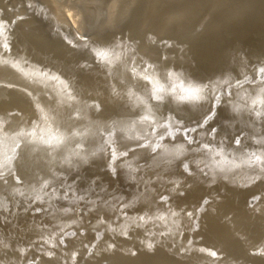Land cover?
Here are the masks:
<instances>
[{
    "label": "bare ground",
    "instance_id": "1",
    "mask_svg": "<svg viewBox=\"0 0 264 264\" xmlns=\"http://www.w3.org/2000/svg\"><path fill=\"white\" fill-rule=\"evenodd\" d=\"M0 264H264V0H0Z\"/></svg>",
    "mask_w": 264,
    "mask_h": 264
},
{
    "label": "water",
    "instance_id": "2",
    "mask_svg": "<svg viewBox=\"0 0 264 264\" xmlns=\"http://www.w3.org/2000/svg\"><path fill=\"white\" fill-rule=\"evenodd\" d=\"M257 198V197H256ZM256 198L255 197H251L250 199H249V201L251 202V205L254 207V203H255V201H256ZM163 198H161V200H162ZM213 201V197H209V196H204L203 198H200V200H199V202L201 203V204H203V206L202 205H200L199 206V212H202L203 214H202V219L201 220H203L204 218H205V216H204V214H205V212L208 210V205H209V203L210 202H212ZM248 201V202H249ZM204 206H206V208H205V210H204ZM251 206V207H252ZM198 227H195V229H196V231H198V232H201V231H203V228H202V222H199V225H197ZM93 251V247H91L90 248V252H92ZM253 253H256V254H258V253H260V250H256V251H253Z\"/></svg>",
    "mask_w": 264,
    "mask_h": 264
},
{
    "label": "snow or ice",
    "instance_id": "3",
    "mask_svg": "<svg viewBox=\"0 0 264 264\" xmlns=\"http://www.w3.org/2000/svg\"><path fill=\"white\" fill-rule=\"evenodd\" d=\"M101 55L103 56V53H101ZM164 91V88L162 85H160L159 83L156 84L155 86V92L157 94V99H159V93L163 92ZM188 98H198L197 96H191V97H184V99H188Z\"/></svg>",
    "mask_w": 264,
    "mask_h": 264
},
{
    "label": "rangeland",
    "instance_id": "4",
    "mask_svg": "<svg viewBox=\"0 0 264 264\" xmlns=\"http://www.w3.org/2000/svg\"><path fill=\"white\" fill-rule=\"evenodd\" d=\"M213 203H214V200L212 201V202H210L209 203V205H208V210L206 211V213L204 214V216H207L208 214H209V211H210V207L213 205ZM211 205V206H210ZM257 210H255V212H256ZM203 221H204V219L202 220V226H203Z\"/></svg>",
    "mask_w": 264,
    "mask_h": 264
}]
</instances>
